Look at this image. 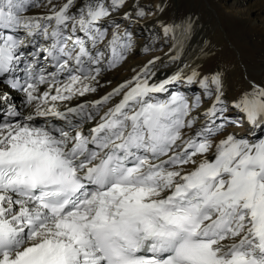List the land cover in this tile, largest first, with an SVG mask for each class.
<instances>
[{
    "label": "snow or ice",
    "instance_id": "1",
    "mask_svg": "<svg viewBox=\"0 0 264 264\" xmlns=\"http://www.w3.org/2000/svg\"><path fill=\"white\" fill-rule=\"evenodd\" d=\"M125 7L0 0V264H264V82L154 56L92 99L133 50Z\"/></svg>",
    "mask_w": 264,
    "mask_h": 264
},
{
    "label": "bare ground",
    "instance_id": "2",
    "mask_svg": "<svg viewBox=\"0 0 264 264\" xmlns=\"http://www.w3.org/2000/svg\"><path fill=\"white\" fill-rule=\"evenodd\" d=\"M179 2L180 0H126V7L114 13L121 30L127 28L131 33L133 50L125 63L105 75L101 80L104 87L92 99H98L117 83L130 78L134 74L133 69L139 71L154 56L161 57L166 65L161 67L158 78L171 75L178 66L182 67L187 63L204 74L218 68L224 70L230 94L247 87L248 81L264 82V0H192L191 8L198 9L200 15L191 18L192 29L187 34L180 27L186 20L177 24ZM140 9L145 13L143 17L136 15ZM43 11L45 10L33 9L34 14ZM125 11L129 13L130 21L123 18ZM173 24L177 26L176 42L180 45L181 58L176 63H169L168 56L175 54V49L169 52L172 39L164 37L162 25ZM220 50H224L225 54L219 65L208 69L214 64ZM109 80L111 83H106ZM178 87L189 95L198 91L195 87L191 90L183 85ZM0 88L7 89L3 85ZM10 96L18 109L22 107V95L10 91ZM236 132L243 135L245 129H236Z\"/></svg>",
    "mask_w": 264,
    "mask_h": 264
},
{
    "label": "rangeland",
    "instance_id": "3",
    "mask_svg": "<svg viewBox=\"0 0 264 264\" xmlns=\"http://www.w3.org/2000/svg\"><path fill=\"white\" fill-rule=\"evenodd\" d=\"M191 6H192V0H180L179 7H178V11H179L178 14L179 15H178V19H177L178 25L182 24L186 20V18L194 19V17L196 15H198V14L200 15L198 9H192ZM224 54H225V51L220 50L218 56L215 57V59H214V64H212L208 69H212L215 66H218L219 61L222 58V56L224 57Z\"/></svg>",
    "mask_w": 264,
    "mask_h": 264
}]
</instances>
